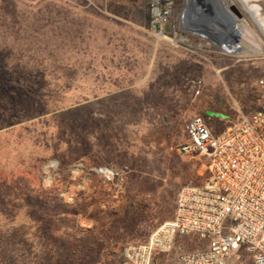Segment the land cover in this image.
<instances>
[{
    "label": "rangeland",
    "instance_id": "1",
    "mask_svg": "<svg viewBox=\"0 0 264 264\" xmlns=\"http://www.w3.org/2000/svg\"><path fill=\"white\" fill-rule=\"evenodd\" d=\"M222 3L243 15L232 28V55L198 39L188 38L189 47L157 38L145 0H0V54L22 50L21 66L37 52L42 66L15 79L17 87L32 84L28 102L65 106L30 112L19 90L13 110L2 92L10 108L0 123V177H21L29 194L40 188L74 208L40 214L23 197L7 206L0 199V237L11 254L7 262L0 255V264H74L64 254L74 236L99 243L84 264H119L122 248L145 242L173 217L182 188L208 176L205 157L178 151L188 141L186 124L200 117L213 135L222 133L255 110L264 76V37L236 0ZM69 116L81 128L67 147L52 125ZM227 264L253 263L238 252Z\"/></svg>",
    "mask_w": 264,
    "mask_h": 264
},
{
    "label": "built area",
    "instance_id": "2",
    "mask_svg": "<svg viewBox=\"0 0 264 264\" xmlns=\"http://www.w3.org/2000/svg\"><path fill=\"white\" fill-rule=\"evenodd\" d=\"M145 2L157 38L189 47L188 38L198 39L232 55L227 52L230 43L220 45L187 25L190 0ZM257 88L255 110L222 133L213 135L200 117L186 124L188 141L178 151L205 157L209 174L202 186L180 190L173 217L145 242L122 248L121 264H169L166 258L175 250L179 253L174 264H227L238 252L253 264H264V76ZM189 243L202 248L190 251Z\"/></svg>",
    "mask_w": 264,
    "mask_h": 264
},
{
    "label": "trees",
    "instance_id": "3",
    "mask_svg": "<svg viewBox=\"0 0 264 264\" xmlns=\"http://www.w3.org/2000/svg\"><path fill=\"white\" fill-rule=\"evenodd\" d=\"M148 19L149 16L147 15ZM6 53V55H5ZM35 53V54H34ZM37 52H33V56H31V58L33 59ZM24 53H22V50H15V52L12 53H8V51H4L3 53L0 54V59H3V61L0 62V123L2 122V120L8 116L9 114H7L6 112V107L10 108L9 105H4V103L2 102V92L4 91H8V94H5L4 96H10L9 98H11L12 101V108L13 110H18V101L16 98V93L19 90H22V92L24 93L25 97L27 100L22 101V105L23 106H27L29 105V111L30 112H36L39 110H43V112H48L49 110H56V109H61V108H65V106H57L55 108V106H53V103L51 101L48 100H44L41 102H35V101H30L28 99V94H32L33 92V87L32 84L30 83L28 85L27 88H18L16 83L14 80L15 79H19L22 76H27V78L30 79V77H32L35 72L39 69H42L41 61H38L37 59H35V62H31L32 59H27L26 61H24L23 65L19 66V61L21 60ZM8 58H13L16 59V62L14 63H9L8 62ZM20 68V69H19ZM48 84H52V82L50 80H45L44 82V86L47 87ZM69 84V81L66 80V82H64V84H62L60 87L61 88H65V86ZM12 96V97H11ZM10 101V102H11ZM72 111H68V115L71 114ZM61 115L64 113H60ZM58 116H61V115ZM82 121V126L85 128L88 123H89V115L85 116L84 119H81ZM205 121V120H204ZM56 125H52V126H56L55 127V134L60 135V137H62V139H65L66 141V145L67 147L72 146V141H74V139L78 136L77 131H80L79 129L81 128V126L77 123H75L73 121L72 118H70V116L68 117V119H63L61 120V117H59L58 119H56ZM205 123L207 124V122L205 121ZM208 125V124H207ZM64 127V129H62L61 127ZM64 132V133H63ZM187 135V134H186ZM188 138V135H187ZM106 153L108 154V152L106 151ZM117 162L116 163H122L121 160V155H117ZM109 161V160H108ZM32 175V180L35 177V173L34 172H30ZM12 176V174H9L8 177H0V199L4 200V204L7 205H11L12 203H15L14 201L22 198L23 197V202H25L26 204L31 205L35 210H37L40 214L43 213H48V214H54V215H61V214H69L73 212L74 208H71L67 205H65L63 203V201L56 197H53L51 195H45L42 194V191L40 190V188H36L34 190V194H29L26 190V186L24 183H21L22 178L21 177H13L14 179H10ZM9 178V179H8ZM32 193V192H31ZM45 226L46 229L48 230H52V224L51 222H45ZM73 244L72 246L67 245L68 241H65L64 244L66 245L64 248V254L66 257H69L72 259V261L74 260V264H84L85 261L84 259L86 258L87 254H91L93 252L96 251V247L98 246V242L96 240H93L91 238H87L83 237V238H78L76 236L73 237ZM86 240V243H84V241ZM7 245L4 242V240L0 237V255L1 257L4 259L5 262L9 261L10 258V253H8L7 250ZM119 264H121V260H119L118 262Z\"/></svg>",
    "mask_w": 264,
    "mask_h": 264
},
{
    "label": "water",
    "instance_id": "4",
    "mask_svg": "<svg viewBox=\"0 0 264 264\" xmlns=\"http://www.w3.org/2000/svg\"><path fill=\"white\" fill-rule=\"evenodd\" d=\"M228 10L235 17L226 15V12L222 11L219 0H190V8L186 15L187 25L211 41L229 46L232 33H234L232 19L240 20L243 15L233 3L228 6ZM217 26L227 28L229 33L225 34L221 30H215Z\"/></svg>",
    "mask_w": 264,
    "mask_h": 264
},
{
    "label": "bare ground",
    "instance_id": "5",
    "mask_svg": "<svg viewBox=\"0 0 264 264\" xmlns=\"http://www.w3.org/2000/svg\"><path fill=\"white\" fill-rule=\"evenodd\" d=\"M263 1L264 0H236V2L240 6V10L245 15H247L249 20L252 21V23L256 26L257 30L264 37V8H263ZM221 2H222V0H219V3L221 4V7H222V11H225L226 15L233 16L228 10V6L229 5H227V4L224 5ZM242 22L246 23L245 20H243ZM240 25H242V23H237L234 19H232V28H236V27H238ZM215 30H217V31L221 30L225 34H227V32H228L227 28H222L220 26H217Z\"/></svg>",
    "mask_w": 264,
    "mask_h": 264
},
{
    "label": "crops",
    "instance_id": "6",
    "mask_svg": "<svg viewBox=\"0 0 264 264\" xmlns=\"http://www.w3.org/2000/svg\"><path fill=\"white\" fill-rule=\"evenodd\" d=\"M206 178H204L198 185H196V187H200V186H202V184L204 183V180H205Z\"/></svg>",
    "mask_w": 264,
    "mask_h": 264
}]
</instances>
